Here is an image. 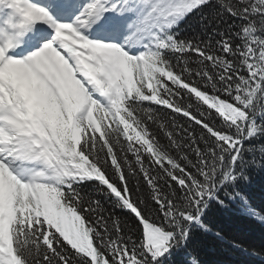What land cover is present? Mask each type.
Masks as SVG:
<instances>
[{"label":"snow or ice","instance_id":"obj_1","mask_svg":"<svg viewBox=\"0 0 264 264\" xmlns=\"http://www.w3.org/2000/svg\"><path fill=\"white\" fill-rule=\"evenodd\" d=\"M257 178L264 0H0V264H264Z\"/></svg>","mask_w":264,"mask_h":264},{"label":"trees","instance_id":"obj_2","mask_svg":"<svg viewBox=\"0 0 264 264\" xmlns=\"http://www.w3.org/2000/svg\"><path fill=\"white\" fill-rule=\"evenodd\" d=\"M250 195L257 206L264 205V180L257 178L250 188ZM222 226L230 235L243 240L247 245L257 248L264 245V226L253 222L239 215H233L223 221ZM201 256L205 264H220L225 261L227 264H244L248 260L238 252L222 251L218 246H207L202 249Z\"/></svg>","mask_w":264,"mask_h":264}]
</instances>
